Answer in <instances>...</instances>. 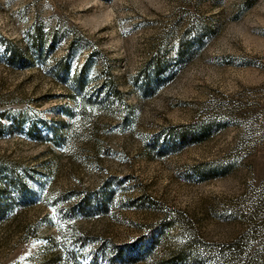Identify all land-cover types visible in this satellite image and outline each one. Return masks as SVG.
Wrapping results in <instances>:
<instances>
[{
	"label": "rangeland",
	"instance_id": "obj_1",
	"mask_svg": "<svg viewBox=\"0 0 264 264\" xmlns=\"http://www.w3.org/2000/svg\"><path fill=\"white\" fill-rule=\"evenodd\" d=\"M0 264H264V0H0Z\"/></svg>",
	"mask_w": 264,
	"mask_h": 264
}]
</instances>
